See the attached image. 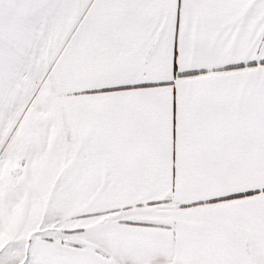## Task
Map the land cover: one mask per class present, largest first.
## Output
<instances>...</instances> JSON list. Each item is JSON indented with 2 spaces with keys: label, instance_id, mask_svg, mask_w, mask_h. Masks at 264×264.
<instances>
[{
  "label": "snow or ice",
  "instance_id": "1",
  "mask_svg": "<svg viewBox=\"0 0 264 264\" xmlns=\"http://www.w3.org/2000/svg\"><path fill=\"white\" fill-rule=\"evenodd\" d=\"M0 264H264V0H0Z\"/></svg>",
  "mask_w": 264,
  "mask_h": 264
}]
</instances>
